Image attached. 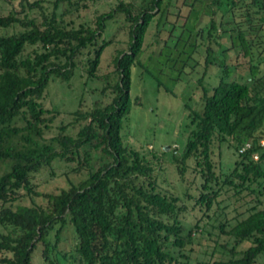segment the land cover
Returning <instances> with one entry per match:
<instances>
[{"label":"trees","instance_id":"16d2710c","mask_svg":"<svg viewBox=\"0 0 264 264\" xmlns=\"http://www.w3.org/2000/svg\"><path fill=\"white\" fill-rule=\"evenodd\" d=\"M241 1H250L247 10L253 7L254 13H264V0ZM238 2L233 0L234 6ZM58 3L54 2L55 8ZM162 4L163 0H150L137 11L120 1L113 11L98 16L96 28H68L55 12L42 13L41 22L17 11L0 16V228L5 230L0 232V264H35L38 253L43 264H62L58 255L67 256L59 245L68 226L76 235L79 264H186L168 248L184 246L186 229L180 221L179 199L158 191L155 161L159 158L140 156L121 136L135 105L130 94L132 67ZM118 13L129 22L130 42L128 51H118L114 57L113 84L108 75L96 74L104 49L98 39L106 22ZM237 39L257 81L253 86L227 81L231 70L224 65L217 85L202 86L203 111L192 112L195 129L181 157H174L181 176L188 162H194V171L203 179L198 203L207 210L217 193L213 184L219 183L215 142H229L238 155L227 183L246 189L264 180V84L258 77L264 58L253 63L246 34L239 31ZM27 46H40L41 51L23 57ZM90 46L96 48L88 76L105 82L102 93H111L113 99L106 105L96 102L91 112H75L86 120L76 136L62 125L57 135L48 138L56 117L43 105L47 86L52 77L70 80L77 56ZM248 143L250 148L241 153ZM94 153L107 160L97 168L92 165ZM56 161L76 162L78 171L87 170L88 177L58 194L36 191L33 175ZM23 195L31 198L32 205L10 206ZM35 197L43 198V203H36ZM221 230L235 239V245L252 243L232 264H256L264 255V208Z\"/></svg>","mask_w":264,"mask_h":264},{"label":"rangeland","instance_id":"374dc122","mask_svg":"<svg viewBox=\"0 0 264 264\" xmlns=\"http://www.w3.org/2000/svg\"><path fill=\"white\" fill-rule=\"evenodd\" d=\"M55 1L0 0V16L17 11L41 22L42 13L51 16L55 12L68 28H96L98 16L113 11L120 1L140 11L150 0H59L56 8ZM37 2L39 5L33 7ZM219 2L215 5L213 0H163L161 12L155 11L146 31L138 63L132 67L130 94L135 105L121 132L124 143L140 156L149 158L154 154L159 158L155 161L158 191L179 199L178 204L183 209L180 221L186 229L184 246L169 245L168 248L186 264H232L252 243L245 241L235 245V239L225 235L222 227L229 230L255 209L264 208V180L248 184L246 189L227 183L238 160L229 142H215L213 147L219 183L213 184L217 193L208 210L198 203L203 179L194 171V162H188L185 175L181 176L179 163L174 160L175 156L181 157L195 129L192 112L203 111L202 86L217 85L224 65L231 70L227 81L236 80L249 86L257 81L250 71V58L237 39L239 31L246 34L251 45L253 63H257L258 57L264 58V13H254L256 8L253 7L247 10L250 1L239 0L235 6L233 0ZM105 26L98 39V45H104V49L96 74L108 75L114 84L117 78L113 60L118 51L129 49V22L125 14L118 13ZM95 48L90 46L77 56L70 80L51 78L43 105L56 118L46 134L48 138L57 135L62 125H67L68 134L76 136L86 120L78 118L75 112L88 113L96 102L106 105L112 101L111 93H102L105 82L90 78L86 71ZM34 50L41 51V47L27 46L23 57ZM259 66L258 77L264 84V64ZM92 156L95 168L107 161H101L97 153ZM87 177L88 171H78L76 162L56 161L52 167H43L34 174L32 184L40 193L58 194L71 183H79ZM34 200L43 203L41 197ZM19 205L30 206L32 200L23 195L10 206L15 209ZM0 232L5 230L0 228ZM76 243L75 232L68 226L59 245L67 256L64 259L58 255L62 264H79ZM34 263L43 264L39 253ZM256 264H264V255Z\"/></svg>","mask_w":264,"mask_h":264},{"label":"built area","instance_id":"2783aa9c","mask_svg":"<svg viewBox=\"0 0 264 264\" xmlns=\"http://www.w3.org/2000/svg\"><path fill=\"white\" fill-rule=\"evenodd\" d=\"M262 146H264V139L261 141ZM251 144H246L243 148H241L240 152L243 153L245 152L248 148H250ZM256 159H258V156H255Z\"/></svg>","mask_w":264,"mask_h":264}]
</instances>
